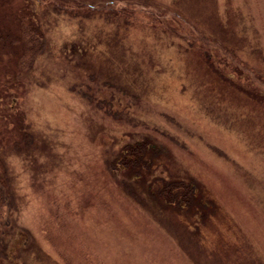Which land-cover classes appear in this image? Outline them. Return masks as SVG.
Here are the masks:
<instances>
[{"label":"rangeland","instance_id":"1","mask_svg":"<svg viewBox=\"0 0 264 264\" xmlns=\"http://www.w3.org/2000/svg\"><path fill=\"white\" fill-rule=\"evenodd\" d=\"M8 8L44 44L24 74L0 61V264H264V0ZM135 143L161 152L124 183L108 164ZM187 180L203 206L149 195Z\"/></svg>","mask_w":264,"mask_h":264},{"label":"trees","instance_id":"2","mask_svg":"<svg viewBox=\"0 0 264 264\" xmlns=\"http://www.w3.org/2000/svg\"><path fill=\"white\" fill-rule=\"evenodd\" d=\"M11 0H0V61L4 59V55L11 57L15 68L19 73L24 74L28 71L37 56L43 50L44 35L39 26L38 20L35 18L34 13H31L28 9H22L19 14L15 13L14 16L8 15L11 10H9ZM57 8V7H56ZM12 17L14 26L9 20ZM5 48L10 50L2 51ZM4 88L0 86V102L4 99ZM20 141L22 143H20ZM17 143L18 146L23 144L27 145V135L23 133L22 138ZM150 147L153 148L155 157L150 156L152 152ZM159 149L149 143H135L133 145H128L123 150L121 155L111 161L108 164V171L111 174H116L117 177L121 173H126L127 178L123 179L124 183L129 181V177H133L135 182H140L141 175L144 173V169L148 168V163L153 168V163L158 157ZM161 152V151H159ZM190 183V184H189ZM128 186V185H127ZM195 185L192 181H178L160 184V190L154 192L149 191L151 197L158 198L160 203L167 204L168 206H173L176 211H183L185 209H190L194 204L203 206L204 201L202 198H198L195 194ZM10 196H9V178L6 165L0 156V233L6 228L5 225V212L6 208L10 206ZM3 249V244L0 240V252Z\"/></svg>","mask_w":264,"mask_h":264}]
</instances>
